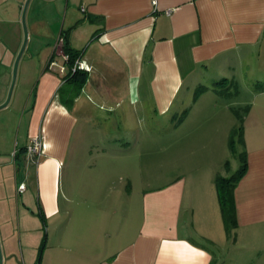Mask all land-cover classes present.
Segmentation results:
<instances>
[{"label": "crops", "instance_id": "0c3cea01", "mask_svg": "<svg viewBox=\"0 0 264 264\" xmlns=\"http://www.w3.org/2000/svg\"><path fill=\"white\" fill-rule=\"evenodd\" d=\"M24 1L0 0V103L23 40ZM57 1L53 5L70 9L66 41L80 51L77 60L88 67L87 80L81 89L58 91L68 69L65 55L55 49L63 27L56 40L52 33L42 41L44 18L37 14L46 1L30 0L16 104L26 91L23 84L31 80L33 85L10 137L0 131L3 264H264V0ZM248 80L252 100L236 99L249 107L243 132L247 169L233 194L234 233L224 232L218 208L213 182L224 158L213 160L219 156L214 148L193 168V176L179 175L150 189L139 207L129 182L107 189L99 182L103 169L90 168L94 153L117 158L130 146L92 143L76 133L79 124L125 130L134 126L140 109L165 118L181 111L172 119L187 110L176 126L195 119L204 125L215 119L212 101L221 88L228 81L240 88ZM201 85L206 88L194 97ZM123 90L128 98L119 105ZM83 94L96 101L99 95L100 107L111 114L98 119L92 114L95 105L81 102ZM194 108L201 112L190 118ZM37 135L42 139L38 165L36 154L27 150ZM191 137L184 134L178 143ZM90 143L95 151L88 150ZM62 158L71 159L63 188L56 177ZM78 159L82 168L74 165Z\"/></svg>", "mask_w": 264, "mask_h": 264}, {"label": "rangeland", "instance_id": "374dc122", "mask_svg": "<svg viewBox=\"0 0 264 264\" xmlns=\"http://www.w3.org/2000/svg\"><path fill=\"white\" fill-rule=\"evenodd\" d=\"M46 2L42 4L39 11V16H41L43 19V23L41 25V29H39L42 32L41 40H44V37L46 35H52V33L56 34L54 40L57 38V34L59 32V28L65 29L67 27V24L69 22V15H71L70 9L67 12L66 11V4L60 3V6L53 5L57 0H45ZM58 3V1L56 2ZM27 17V13H26ZM25 17V18H26ZM26 24H27V18H26ZM22 30V29H21ZM29 30L28 24H27V31ZM39 38V37H38ZM28 39H29V31H28ZM28 41V40H27ZM37 41V38H36ZM35 41V42H36ZM45 41V40H44ZM41 41L38 40L37 43H40ZM54 43L53 41H51ZM42 43V42H41ZM60 50V49H58ZM61 51V50H60ZM37 58V57H36ZM59 60V59H58ZM60 62V61H59ZM21 63V62H20ZM17 67V76L15 85L12 91V97L7 104L6 107L0 109V131L4 132L5 137H10L11 132H9V129H11V126H14L18 123L21 116V111L23 109L24 103H26L31 86L33 85V81L29 80L27 83L23 84L26 91H24V94L21 95V100L18 102V104L15 103V94L19 90H21V76H20V69L21 66H23V61L20 65ZM39 62L36 59V78H38L41 71H39ZM45 64H42V68H44ZM53 68V67H52ZM55 71L56 69L53 68ZM59 70V68H58ZM33 69H32V71ZM37 81V80H36ZM252 81H246L244 82L240 88L239 87H230L229 81L226 85V87L221 88L225 89L228 93L227 94H221L219 95V92L217 96L216 94H210L215 96L213 98L212 103L216 104L217 108L215 110V119H212L210 122L204 124V125H197L198 120H187L184 123H180L176 126L178 122H180L179 118L176 117L172 119V115L174 113L180 114L181 111H175L172 110L168 113L170 115L169 118L165 117H157L153 111H143L140 109H137L134 113L136 114L135 124L134 126H128L125 130L117 129L114 126L109 125H92L88 126L86 125L83 127L76 126V133L80 132L82 133L83 137H86V135L89 136V140L94 141L92 143L97 142L99 145L102 146V142L105 143V145H111L114 143L115 146H123V145H129L128 148L129 151L122 152L124 155L112 158V157H96V154L94 153L93 156H91L89 159L91 162L90 168H96L100 170V168L103 169L102 175H97L102 178L99 179V182L104 184L103 187L107 188L113 187L115 190L118 186L122 187L127 185L129 182L131 186L133 187L134 196L136 197L138 201V207L140 204L141 198L144 196L143 194L145 192H150V189L156 188L159 186H162L163 184H166L167 182L176 179L179 175L184 176H193V168L197 165H200L204 161L205 155L208 154V150H212L214 148L215 153L217 154V158L210 157V159L218 160L220 158H224V161L226 159L230 160V167L231 171H235V169L239 165L238 158H234L231 156L228 146H226V143L228 142V136L230 132V129L235 124V115L232 112V110H226V106L228 102H230V107H244L243 103H240V100L236 99H244L246 101H250L253 98L252 91ZM240 91V94L238 95L236 92ZM121 95H119L118 98V104L124 102V99L128 98V94L125 93V90L122 91ZM14 97V98H13ZM100 100L99 95L97 96V101L93 99L92 97H89L85 94L82 95V101L81 102H89L91 104H94V110H92V114L98 115V119L101 117H108L109 111L106 110L104 106L100 107L101 103L98 101ZM207 102V101H206ZM218 102V103H217ZM243 104V105H242ZM107 107V106H106ZM108 108V107H107ZM220 108V109H219ZM121 109V108H120ZM87 111V110H86ZM189 112V110H188ZM201 111H196L195 108L193 109L190 118H193L197 113ZM154 114L151 118H148V114ZM174 123V124H173ZM112 130V131H111ZM114 130V131H113ZM16 130L14 129V132ZM191 133L192 137L190 142L188 143H178V140L181 139L184 134ZM1 134V132H0ZM112 137V138H111ZM130 137V138H129ZM122 138L125 140L123 141ZM11 139H14L16 141V138L14 136L11 137ZM12 140V142L14 141ZM122 140V141H121ZM129 141V143H127ZM221 143L224 144V148L218 150V146ZM110 147V146H109ZM96 145L92 146L91 143L89 145L88 150H96ZM239 150H242V147H238ZM87 150V151H88ZM123 151V150H122ZM223 152H225L223 154ZM89 153V152H88ZM203 153V155L201 154ZM223 155H222V154ZM90 154V153H89ZM214 154V153H210ZM202 155V156H201ZM225 156V157H224ZM40 156L36 155V165H38V161L40 160ZM69 158L67 159H59L58 160V176L57 182L63 184L65 182L66 171L69 168L70 163ZM81 159H78L75 161L76 167H81L80 164ZM83 161V160H82ZM220 163L219 167L216 171L217 173H224L223 170V164ZM89 163V164H90ZM83 164V163H82ZM35 165V166H36ZM84 166V164H83ZM37 167V166H36ZM101 171V170H100ZM99 171V172H100ZM191 177V176H190ZM79 180H81V177H78ZM36 201L38 198L37 193V184H36ZM3 253V249H2Z\"/></svg>", "mask_w": 264, "mask_h": 264}, {"label": "trees", "instance_id": "16d2710c", "mask_svg": "<svg viewBox=\"0 0 264 264\" xmlns=\"http://www.w3.org/2000/svg\"><path fill=\"white\" fill-rule=\"evenodd\" d=\"M90 16V15H89ZM90 18H94L90 16ZM61 40V45L59 49L61 50V53L65 55L66 59V66H67V72L64 75V82L62 84L63 87H61L58 91L63 95L64 90H66L65 87L71 88V90L74 88V90L81 89L82 86H84L87 78L86 76L87 71L85 69H76L75 71L72 70L73 64L76 62L77 58L79 57L78 50L72 48L69 44L67 38H68V30L62 29L61 33L59 35ZM226 79H222V82H225ZM233 87L237 88L236 84H233ZM206 87L204 85L198 86L194 92V97L200 94L201 91H203ZM223 92L220 90L219 94H227L228 92L225 89H222ZM193 97V98H194ZM248 105L245 107H231L230 109L235 115V124L230 129L229 136H228V148L230 151L231 156L234 158H238L239 165L235 169V171L230 172V160L226 159L223 164V170L225 173H217L214 179V184L216 188V195L218 197V203L221 213V220L223 222L224 232H226V235H230L234 233L237 226L236 222V207L235 206V200H234V188L237 181L240 180V178L244 175L246 172L245 169H247V153L244 148V116L248 112ZM186 111H183L182 115L179 117L180 119H184L186 115ZM241 146L242 150H239L238 147Z\"/></svg>", "mask_w": 264, "mask_h": 264}, {"label": "water", "instance_id": "95a60500", "mask_svg": "<svg viewBox=\"0 0 264 264\" xmlns=\"http://www.w3.org/2000/svg\"><path fill=\"white\" fill-rule=\"evenodd\" d=\"M29 2L30 0H25L23 5H22V10H21V25H22V31H23V40L20 44V48L17 52V54L15 55V59L13 61V65H12V75H11V79H10V85H9V88H8V92L4 101H2L0 103V109L1 108H4L7 106V104H9L10 100H11V97H12V91H13V88H14V85H15V79H16V76H17V71H18V66H19V61L21 59V54H23L24 52V49L26 47V42L28 40V31H27V24H26V13H27V9H28V6L29 5ZM2 253V248H1V242H0V264H3V254Z\"/></svg>", "mask_w": 264, "mask_h": 264}, {"label": "built area", "instance_id": "2783aa9c", "mask_svg": "<svg viewBox=\"0 0 264 264\" xmlns=\"http://www.w3.org/2000/svg\"><path fill=\"white\" fill-rule=\"evenodd\" d=\"M61 40L62 38L58 37L57 40L55 41V49H59L60 45H61ZM64 58L66 59V57L64 56ZM84 63H82V61L80 60H76V62L73 64L72 70L75 71L76 69H85L87 70L88 67L83 65ZM61 70H64V67L61 66ZM41 136L37 135V137H31L30 140L28 141V145H27V150L28 153H35L37 156H39L42 152V141H41ZM24 189V184L20 183L18 185V190L21 191Z\"/></svg>", "mask_w": 264, "mask_h": 264}]
</instances>
